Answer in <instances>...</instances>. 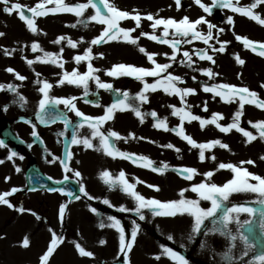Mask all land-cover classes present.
<instances>
[{
	"label": "snow or ice",
	"instance_id": "snow-or-ice-1",
	"mask_svg": "<svg viewBox=\"0 0 264 264\" xmlns=\"http://www.w3.org/2000/svg\"><path fill=\"white\" fill-rule=\"evenodd\" d=\"M193 3L202 10L205 15L192 20L188 16H184L177 20L171 17H162L159 13L142 14L138 9L131 11L122 10L119 8L114 0H85V2H77L74 4L66 3L65 0H39L33 7H26L13 0H0V5H3V13L11 16L14 13L18 19L25 25L26 31L33 36L41 34L47 36L46 32L38 27V18H46L48 16H57L61 14H72L75 16L76 22L65 25L70 28H77L78 25L87 29L89 24L102 26L99 35L86 41L83 37L78 40L60 35L51 43L54 45H61L58 53L45 51L38 42H32L29 46L24 44L19 49L17 48H0V52L5 57H12L17 51L21 53L30 47L32 53L40 52L42 55L37 56L35 59H28L22 56L29 67L39 63L44 65H53L58 69L64 70L67 61L63 59L64 47L70 49H78L80 45L87 44L83 54H77L73 57V61L77 66L71 72L64 70L60 79L55 86L72 85L77 88L83 89V96H71L57 98L51 95L54 85L46 79H40L41 73L36 72L37 77L35 83L41 85L38 92L41 98L38 101V111L36 119L39 124L48 126L60 121L64 125V130L57 135L64 137L69 128L72 127V135L70 141L66 138L65 145L68 148L63 159L58 156L48 153L51 157L46 162L49 164H59L62 167L64 177L62 180H53L51 176L47 177L48 180L53 181L56 185H64L65 181L70 179L69 173L76 178L78 193L82 194L89 201L95 199L86 190V186L82 183L84 177L79 170H75L70 166L73 160L74 153L71 150L73 146L82 147L83 150H93L98 153L112 158L113 160L127 161L137 167L150 170L153 173L164 176L169 171L175 173L178 177L185 181L192 182L196 176H202L203 179L199 183L190 184L189 187L181 189L177 195L178 199L161 201L156 198H146L138 192L137 185L145 183L139 178H134L135 182H130L126 173L121 170L117 176H113L107 170L99 174V179L108 187L109 191L119 190L127 197L131 198L134 202L133 208L120 206L116 211L121 213L133 212L139 221L146 220L145 213H149L153 218H166L175 220L176 218H188L191 223L189 224V239L193 240L203 234H218L226 238L230 242V247L227 251L221 254L223 264H264V176L254 174L248 170L244 165H253L255 162L251 159L241 161L239 165L232 163H219L215 171H207L200 173L194 167H170L167 163H161L157 166L156 162L144 155H138L132 152L121 151L116 142L123 141L128 143L130 141L140 140L146 138L143 136L137 137L134 133L128 135H121L114 130H104V126L109 122L114 121L117 113L131 112L138 119L140 124H144L147 117L153 120L152 127L164 133H173L182 141L186 142L191 149L198 150V159L200 162H205L206 152L219 148L229 150L228 144L223 143L220 139H213L208 142L199 143L191 135L186 133L185 123L191 124L192 122H199L201 130L208 126H214L222 134H230L235 132L242 134L245 143L250 145L256 140L264 142V120L252 122L249 120L247 123L253 131L246 130L241 126L242 117L244 116L245 105H254L256 109L264 111V99L260 98L258 92L250 90L247 86H237L229 83H207L202 82L201 91L203 93L211 94L213 101L219 98L224 104H237L238 107L231 118V122L227 125L222 124L221 121L225 117L221 113H212L210 118H203L192 112V105L188 102V98L196 96L199 93L195 88L182 86L186 85L187 81L180 75H175L170 69L174 65H179L190 69L192 72H198L201 76L206 77L207 81H216L220 77V73L214 71V66L217 64L216 56L224 54L231 41L221 40L226 32L225 27H220L212 23L208 16L214 14V9L219 8L221 11L227 9L233 15H227L224 23L229 26V29L235 28L234 16L239 15L246 17L250 21H254L260 26H264V17L256 11V9L264 6V0H253L252 3L241 6L240 0H211V4H205L203 0H193ZM176 10L179 11L182 6V0H174ZM52 5V7H49ZM91 10V12H89ZM87 13V15H86ZM132 22L134 24L131 28L122 27V23ZM143 22H149L151 31L143 30ZM206 28V31L204 30ZM139 31V35H133ZM6 33L0 31V38H4ZM235 40L243 45L244 49L264 58V42L253 41L248 37L236 35L233 31ZM145 38L148 41L154 42L157 45H164L170 49L169 53H155L149 52L145 47L140 46V39ZM199 41L205 47L193 48L191 51L182 50L184 45H192L194 42ZM122 43L128 46H133L142 54L150 67L135 66L125 63L114 64L110 69L104 70L94 66L93 61L103 59L104 54H94L93 49L111 43ZM163 55L168 62L160 63L157 57ZM179 58V59H178ZM233 60L241 67L246 64L245 59L236 53L233 54ZM197 61L207 62L211 66L200 67ZM85 64L86 71L81 73L79 66ZM5 71L14 76L16 81H25L27 77L21 75L12 67H8ZM111 77L114 80L122 77H130L139 82L142 87L138 93L131 95L128 91H123L114 87L113 83L105 82L101 79L100 73ZM242 76L241 74H238ZM152 78V82H149ZM192 81L196 82L197 77L193 75ZM90 82L95 84L97 90H104L109 93H114L116 98L107 107H104V114L100 116L86 115L77 107V101L83 100L85 104H93L95 107H102L98 102H93L87 97L98 95V92L90 91ZM259 87L264 89V83ZM7 91L13 93L16 99L12 103H19L23 107L27 100L20 95L18 86L16 84H0V92ZM162 92L168 97H176L179 99L180 107L176 105H168L171 109V115L177 117L179 124L175 127H169L168 118H160L156 111L144 112L142 107L150 103L151 94ZM63 105L64 109L68 112L74 113L79 122L73 124V121L67 117L63 112L55 110V106ZM3 112L8 111V105L0 108ZM203 112H208V101H203ZM32 127L31 136L35 140L43 141L37 131L36 124L29 120L23 121ZM87 128L89 135H80V130ZM94 141L96 143H94ZM149 143H155L149 140ZM31 147V145H29ZM159 147L173 150L177 153L178 158L181 149L172 143L162 144ZM0 149H8L7 161L15 165V160H24L25 157L18 152L11 150L8 144L0 139ZM211 161L215 162L216 157L212 155L208 157ZM260 160L264 161V155L260 156ZM5 160L0 159V165H3ZM227 170L232 174V178L218 185L213 182V177L216 172ZM22 169L19 166L15 167V172L20 173ZM11 177H5V182H9ZM31 181L32 177L27 178ZM147 187L156 192L161 191L158 185L147 184ZM36 187L29 188V191H36ZM47 191L59 193L68 198L67 202L62 204L58 209V217L63 226L66 217V210L69 205L75 200H81V195L75 190L65 189L64 187H51L46 188ZM24 191L20 187H12L9 191L0 193V206H7L9 209H14L20 214L30 212L37 221L42 220V217L37 215L31 210L23 207H16L10 202L9 197L14 196L16 193ZM191 192L195 194V198H188L185 193ZM237 194H254L256 199L252 202H245L241 204L232 203L231 198ZM202 202H207L210 206L205 208ZM102 203L108 207H115L109 199H103ZM249 203H255L261 207L248 206ZM92 214L100 216L97 208L89 206L88 209ZM241 216L247 218L241 219ZM132 230L129 234L126 232L122 221L115 216H107L106 219H101L99 228L113 229L118 234V254L117 260L122 256L124 258L123 264H131L130 254L137 243L138 235L141 231V225L136 220L132 222ZM257 224L259 232L257 231ZM210 225V226H209ZM235 225V230L230 227ZM51 239L46 251L40 257V264H50L51 258L57 249L65 243V237L61 234L58 235L53 229L49 228ZM167 241L175 242L173 235L166 237ZM237 241L242 244L241 252L238 257L233 254V249L237 246ZM100 245H105V240H100ZM21 247L27 249L30 246V240L26 236ZM205 245L202 244L201 247ZM181 247H184L181 245ZM74 248L81 258L95 259L94 253L86 250L79 242H74ZM250 257L249 259H245ZM153 259L160 262L166 259L170 264H190L189 260L181 252L175 250L167 244L160 246L159 253Z\"/></svg>",
	"mask_w": 264,
	"mask_h": 264
},
{
	"label": "rangeland",
	"instance_id": "rangeland-1",
	"mask_svg": "<svg viewBox=\"0 0 264 264\" xmlns=\"http://www.w3.org/2000/svg\"><path fill=\"white\" fill-rule=\"evenodd\" d=\"M15 2H18L21 4L24 0H14ZM125 1L127 4H119L117 0H114L115 4L121 8L126 9L128 11H131L132 9L138 8L139 11L142 14L152 13L156 14L159 13L162 17H173L176 15L172 12H167L165 2L173 7L174 0H164L165 11L158 9L156 10V6L147 5L144 1H140L138 6H134L129 4L128 2H131L133 0H120ZM150 2L149 0H146ZM162 1V0H158ZM207 1V2H206ZM66 3L74 4L77 2H85V0H65ZM186 0H182V3L184 4ZM253 0H240L241 6L246 5V3L250 4ZM166 3V4H167ZM206 4L211 3L210 0H205ZM140 6V8H139ZM155 9V10H154ZM257 12H259L262 17H264V6L256 9ZM91 12V10H89ZM201 11L199 10L196 13L190 12V19H196L197 15H199ZM180 13L177 18L184 17ZM87 15V13H86ZM205 15V14H203ZM227 15H233L230 11L227 9L221 11L219 13V17H212L208 16L207 19H209L212 23L217 24L220 27H225L226 32L223 36H221V40L231 41V44L229 45L227 51L224 54H218L216 56L217 64L214 66V71L219 72L221 75L219 78H217L216 81H207V78L204 81L197 80L196 82L192 81L191 77L195 75L196 77L200 74L198 72H192L190 69H187L185 67H181L179 65H174L173 69H170L171 72L175 75L182 76L186 81V85L191 88H195L198 91H201V84L202 82H207L209 84L211 83H229L237 86H247L250 90L256 91L259 93L260 98L264 99V89H261L259 87L260 84L264 83V58L257 56L256 54L250 52L249 50L244 51V47L242 44H240L238 41L235 40V37L233 36V31L236 35H240L242 37H248L249 39L253 41L258 42H264V26H260L254 21H250L246 17H241L239 15L234 16L235 20V28L229 29V26H227L224 21L227 17ZM58 20L60 19V25H58L55 28V39L60 35H65L73 40H78L81 37H83L86 41H90L92 38L99 35L100 31L102 30V26L96 25L95 32L92 35H89L90 27L91 25H95L94 23L89 24L88 28L85 29L82 26L78 25L77 28L73 29L70 27H66L65 25H69L76 22V17L72 14H61L56 16ZM243 18L246 19L250 25V28L244 29L240 27L241 20L243 21ZM146 24V28L143 27L144 31H151L149 22H144ZM125 24H128V22H124L121 26L124 27ZM245 24V23H244ZM206 31V28L204 29ZM0 31L4 32L3 27L0 26ZM140 31V30H137ZM133 35H139V32L134 33ZM7 36L4 38H0V48L7 47L8 48V41ZM140 46L145 47L149 52H155V53H169L170 49L167 48V46L164 45H157L154 42L148 41L145 38L140 39ZM61 45H55L53 49V53H58L60 50ZM88 47L87 44H82L78 49H70L66 46L64 47V52L67 50L69 51L68 58L65 60L64 57L66 55H63V59L67 61L65 64V69L68 72H71L74 68L77 66L75 65L73 61V57L77 54H83L85 49ZM205 47L201 42L196 41L192 45H184L182 46V50H189L191 51L193 48H202ZM94 54L103 53L104 58L98 59L93 61V64L95 67L100 69H110L114 64L117 63H125L135 66H142V67H150V65L147 63L146 58L140 54L135 47L128 46L122 43H111L108 45H103L100 47H95L93 49ZM123 52H126V55ZM1 53V52H0ZM133 53H136L134 55ZM238 53L241 58L245 59L246 64L241 67L235 63L233 60V54ZM34 54V53H32ZM3 55V54H2ZM32 56L29 57L31 59ZM179 59V58H178ZM158 62L165 63L168 62L166 58L163 55H160L157 57ZM2 66L1 68H8L12 67L13 69L17 70L19 73H21L22 69L19 66V63L15 62H1ZM24 65V64H21ZM197 65L200 67H209L211 66L207 62H200L197 61ZM53 68V73L55 76V79L50 81L54 85L52 91L55 88H59L55 86L57 84V81L60 79L62 72L64 70L58 69L55 66ZM79 71L81 73L86 71L85 64H81L79 66ZM242 76L238 75L241 74ZM252 73V74H251ZM101 77V79L105 82L113 83L114 87L117 89H121L123 91H128L131 95H135L139 92L142 85L135 81L134 79L130 77H122L120 79L114 80L111 77H107L104 75V72L101 71L98 73ZM45 77H43L42 80H44ZM198 78V77H197ZM2 79V77H1ZM149 82H152V78H149ZM0 84H3V82L0 80ZM5 85V84H3ZM39 87L41 85H38ZM66 86V87H65ZM37 87V88H39ZM64 90L67 91L66 97L71 96H77L82 97L83 95V89L77 88L72 85H64ZM90 91L92 92H98L100 95V102H98L102 107H95L93 104H85L83 100L77 101V107L83 111L86 115L91 116H100L104 114V107L109 106L113 101L111 94L106 91H100L97 90L95 87V84L90 82ZM51 91V94H52ZM202 92V91H201ZM2 92H0V97L2 96ZM24 94V89L21 91V95ZM32 94V93H31ZM206 96V100H198L197 101V95L191 96L188 98V102L193 106L192 112L196 115H200L203 118H210L212 113H221L224 115L225 120L221 121L222 124L227 125L231 122V118L234 115L235 110L237 109V104H224L219 100V98H216L215 101L211 99V94L204 93ZM56 97V95L54 96ZM96 95L89 96V99L92 101ZM9 98V95L6 99ZM27 100V99H26ZM203 101H208V112H203L201 109L203 107ZM9 102V100H8ZM2 104V103H1ZM0 108L4 105H8V108L14 113L10 114V116H13L11 119L13 122L18 119V123L22 122L20 121L21 117H25L27 115H30V113L35 112V109L38 108V102L35 101L32 103V101H28L23 107H19V105L16 104H2ZM168 105H176L177 107H180L179 99L176 97H168L164 95L162 92H157L155 94H151L150 96V103L143 105L142 111L144 112H151L156 111L160 118H168V124L169 127H175L179 124V120L177 117H174L171 115V109L168 107ZM18 110V112H17ZM131 113V112H126ZM125 113H117L115 116L114 121L109 122L104 126V130H114L121 135H128L129 133H134L137 137L143 136L146 139L143 141L136 140V141H130L128 143H125L123 141L116 142L117 147L121 151L126 152H132L136 153L138 155H144L146 157H149L153 161L156 162L157 166H159L161 163H167L170 167H194L196 168L200 173H205L207 171H215L217 165L221 162L223 163H232L239 165L241 161L246 160H253L255 162V166L253 165H244V167H247L248 170L254 174H258L261 176H264V161L260 160V156L264 155V142H261L260 140L254 141L252 144L243 146L242 142L245 141L246 138L242 136V134L235 132L233 130L230 134H222L217 129L214 128V126H208L204 130L200 129L199 122H192L191 124L185 123V129L186 133L191 135L197 142L203 143L208 142L213 139H220L223 143H226L230 147L229 150L219 149L216 148L212 150L211 152H206V160L205 162H200L198 159V150L197 149H191L189 145H187L186 142L182 141L179 137L175 136L173 133H164L161 131H158L152 127L153 120L151 117H147L146 121L144 123V126L138 125L136 123V120H134V117H128L130 120L128 124L122 123V117ZM134 115V114H133ZM69 119L73 121V124L79 122V118L75 116L74 113H69ZM251 120L252 122H257L259 120H264V111H261L259 109H256L254 105H245L244 109V116L242 117L241 126L244 127L246 130L253 131L254 134H256L255 130L250 128V125H248V121ZM28 126L31 127L30 124ZM72 130L73 128L70 127ZM57 130L64 129V125L58 123L56 126ZM70 129V130H71ZM82 130L85 132V134L82 132ZM69 131V130H68ZM89 130L85 127L84 129L80 130V135L84 136L86 133H88ZM2 132L0 131V136ZM41 139H44V135H41ZM52 141V144H56L57 140L56 138H50ZM154 141L155 143H149L148 141ZM94 143H96L94 141ZM166 143H172L176 147L181 149V152L179 154V158L177 153H175L173 150L165 149L159 147L162 144ZM11 150H13L11 145H8ZM59 147L57 148L56 156L59 157L58 151ZM73 152L76 151V148L73 146L71 149ZM6 153L9 154L8 149H6ZM212 155H215L216 161L213 162L208 157H211ZM255 155V157H254ZM78 159L75 162V168L76 170H79L84 179L82 183L86 186V190L89 192L90 195H92L95 199L89 201L86 197H83L81 194V200L79 201H73L70 205V209L66 214L65 222L63 226H61V223L59 221L58 217V209L57 207L61 205L63 202V198H59L55 201L53 198H50V194L42 191H36V192H28L26 191L24 184L25 182L23 180H20L18 178H12L9 182H5V187H7L6 191H9L12 187H20L24 189L25 192H19L15 194L12 197H9V200L11 203H13L16 207H23L25 209L31 210L32 212H35L37 215L42 217V220L37 221L34 216L30 214V212H25L23 214L18 213L14 209H10L12 212V217L7 223L11 226V231L8 229V236L11 235H19L18 238L24 239L26 236L30 240V246L35 248V253L31 255V257L26 258L24 260H28L27 264H40V257L45 252L46 246H48L51 234L48 231L49 228L53 229L58 235H63L65 237V245L66 241L69 238V240H73L74 242H79L86 250H90L94 253L95 256V264H113L117 260V254H118V239L115 240L114 238H109V234L111 229L99 228V222L101 219H98L94 228L91 229L90 226H93V222L91 217H86L83 213L81 208L84 206H92L97 208V211L101 214L100 218L106 219L107 216H115L118 219L122 221V224L124 225L126 232L129 234L132 230V221L136 220L137 223L141 225V231L139 235L143 238H145V244L143 242H139L138 245L136 244L133 248V251L130 254V261L131 264H170V262L166 259H162L160 262H157L153 259V257L159 253L160 246L162 244H167V246L173 247L175 250L179 252H186V258L189 260L190 264H223L221 259V254L228 250V248L231 246L230 242L226 240V238L219 236L218 234H209L207 236H204L201 234L200 236L196 237L193 240L189 239V230L186 234L181 235L180 228H177L176 230L172 231L170 228H166L168 223L167 220L165 221L163 218H153L149 213H145L146 220L139 221L138 217L133 212H127V213H121L116 211V208L120 206H126L128 208L134 207V202L129 197H121L115 198L116 190L115 191H109L107 185H105L100 179L99 174L107 170L110 173L113 174V176H117L121 170H123L126 173L127 178L130 182H135L134 178H139L141 181H144L145 183L138 184L137 185V191L140 192L142 195H144L146 198H156L161 201H169V200H175L178 199L177 193L186 187H189L190 184H195L201 182L203 179L202 176H196L192 182H188L183 180L182 178L178 177L175 173L169 171L166 175L161 176L156 173L151 172L150 170L143 169L140 167H137L127 161L122 160H113L110 157H107L103 155L102 153L95 152L93 150H83V148H79V154L76 152L74 154L73 159ZM26 164H21L19 167L22 169L25 168ZM46 167L44 166V169ZM12 169H15V166L10 165L4 167V171L7 173L12 172ZM48 170V169H47ZM24 173V172H23ZM1 174V172H0ZM71 177H74L71 173H69ZM85 175V176H84ZM0 176V181H1ZM75 178V177H74ZM232 178V174L227 170H221L219 172H216L215 176L213 177V182H215L218 185H222L226 181ZM147 184L151 185H158L161 189V191L156 192L153 189L147 187ZM23 185V186H22ZM0 188H3L0 182ZM167 190V191H165ZM170 191V192H168ZM0 193H2L0 191ZM188 198H195V194L189 192ZM53 197V196H52ZM109 199L111 203L115 207H108L107 205H104L102 203L103 199ZM256 199L254 194H237L234 195L231 200L232 203L235 204H241L247 202H252ZM67 202V199H65ZM118 201L117 204L114 203V201ZM62 201V202H61ZM257 205L255 203H249L248 206H254ZM202 206L207 208L210 205L207 202H202ZM99 217V216H98ZM247 217L241 216V219H245ZM188 219V218H187ZM180 220V218L176 219V221ZM6 223V224H7ZM189 223L191 221L189 220ZM7 226V225H6ZM210 226V225H209ZM235 230V225L230 226ZM257 231L259 232V227L257 224ZM80 235L83 242L76 239V236ZM168 235H173L175 238V242L167 241L166 237ZM100 240H105L107 243L105 245H100ZM140 241V240H139ZM236 248L233 249V254L235 257H238L242 244L237 241ZM204 244V247H201V245ZM183 245L184 247H181ZM62 245L60 248L56 251V255L53 256L50 260V264H68L65 259H63L62 254ZM124 260V258L121 256ZM250 257H247L245 259H249ZM61 260V262H60ZM59 261V262H58Z\"/></svg>",
	"mask_w": 264,
	"mask_h": 264
},
{
	"label": "bare ground",
	"instance_id": "bare-ground-1",
	"mask_svg": "<svg viewBox=\"0 0 264 264\" xmlns=\"http://www.w3.org/2000/svg\"><path fill=\"white\" fill-rule=\"evenodd\" d=\"M13 2H15V1L13 0ZM38 2H39V0H24L23 2H21V5L26 6V7H33ZM160 2H161V4L162 3L164 4V0H162V1L150 0L151 6H153V7L156 6L155 7L156 10L163 7L160 4ZM186 5H188V3ZM190 6H193V5L191 4ZM49 7H52V5H49ZM2 8H3V5H0V26L3 27L4 32L6 33V36L8 39L7 45H8L9 49H11V48L19 49L24 44H28L30 46L31 43L35 41V42H38L40 44V46L45 51L53 53V49H54L55 45L52 44L51 41L55 39V28L58 25H60L59 23H60L61 18L56 20L57 17L51 16V15L46 17V18H38V20H37L38 27L42 30V32H46L47 36H45L43 34H41L39 36H33L32 34H30L29 32L26 31L25 25L18 19L17 15L15 13L13 15L9 16V15L3 13ZM171 10H176V7L171 8ZM183 10H184V8L181 7L179 11H183ZM129 23H132V22H129ZM248 25H250V23L246 19L243 18V21L241 20L239 26L244 28V29L250 28V26H252V25H250L248 27ZM95 27H96V25H91L89 35L94 34ZM143 27L144 28L146 27L145 23H143ZM244 51H246V49ZM123 53L124 54H122V55H126V52H123ZM2 54L3 53L1 52L0 53V80L3 82V84H5V85L16 84L18 86L20 95H21L22 89H27V90L30 89V91L33 93L32 94V103L35 102L36 100L40 99L41 94L38 92L37 84L35 83V81L37 79V77L35 76V73L36 72L41 73V76L45 77L44 79H46L48 82H50V81L52 82V80L55 79V76L53 73V68H52L53 65H44V64L37 63V64L33 65L32 67H29L26 64L25 60L22 59V56H26L28 59L30 56H32L31 59H35L37 56L42 55V53H40V52L32 54V52L30 51V47L28 49H25L23 53H21L20 51H17L12 57H5ZM133 54L136 55V53H133ZM1 62H3V63H5V62L19 63V66L22 69L20 74L27 77V79L23 82L16 81L14 79L13 75H11L5 71V69H6L5 67L1 68V66H2ZM21 64H24V65H21ZM1 77H2V79H1ZM197 77H198L197 80H199V81H204L206 79V77H203L201 75H199ZM197 92L199 93L197 95V101L200 99L206 100V98H205L206 95L203 92L198 91V90H197ZM2 93L3 94L0 97V104L1 103H7L8 100L10 101V104H11L12 101L14 99H16V96L13 93H10L7 91H3ZM27 94H28V92H26L22 96L27 98L28 97ZM8 95H9V98L6 99L8 97ZM17 104L19 105V103H17ZM129 116L130 117L133 116L134 120H136V123L138 125L144 126V124L139 123L138 119L133 115V113L123 114L122 123L124 125L128 124L127 118ZM145 122H147V121H145ZM241 142H242V147L248 145L244 142V140ZM2 157H4V156L0 152V159ZM254 157H255V155H254ZM4 160H5V162L7 161L6 158ZM71 165H72V162H70V166ZM165 191H167V190H165ZM115 192H116V194H115L116 199L119 198V200H120L121 197H127L126 195H124L119 190H116ZM168 192H170V191H168ZM185 196L190 197L189 192L185 193ZM117 202H118L117 200L114 201L115 204H117ZM88 209H89V206H84L81 208L82 213L86 217H88V216L91 217L92 222H93V226L91 225L90 228L93 229L96 222H97L98 216L92 214ZM11 212L12 211L7 206H0V264H27L28 260H24V259L31 257V255L35 253V248L29 247V248L25 249V248L21 247L20 245L22 244L23 240L18 238L19 235H11L10 237L8 236V229L11 231V226L7 223V221H9L13 215V214H11ZM91 215H94L95 218L92 217ZM99 219H102V218H99ZM158 219H161V218H158ZM163 219L165 221L167 220L168 225L166 228H170L172 231L176 230L177 228H180V230H181L180 234L181 235L186 234L187 231L189 230V224L190 223H189V219H187V218H180V220H178V221H176V219H178V218H176L175 220L166 219V218H163ZM109 238H111V239L114 238L115 240L118 239V234L115 232V230L111 229L110 234H109ZM76 239L80 240L82 242L84 241L80 235H77ZM139 242H143L145 244V238L138 235L136 244L138 245ZM62 248H63V250H62L63 252H62L60 257L63 256V259H65L68 264H95L94 259L79 257L78 253L76 252V250L74 248V244H73L72 239L69 240V238H68L66 241V245L63 244ZM55 255H56V252H55L54 256ZM60 262H61V260H60Z\"/></svg>",
	"mask_w": 264,
	"mask_h": 264
},
{
	"label": "water",
	"instance_id": "water-1",
	"mask_svg": "<svg viewBox=\"0 0 264 264\" xmlns=\"http://www.w3.org/2000/svg\"><path fill=\"white\" fill-rule=\"evenodd\" d=\"M33 184H35V185H38V183H36L35 181H34V183ZM50 186H52V184H49Z\"/></svg>",
	"mask_w": 264,
	"mask_h": 264
}]
</instances>
